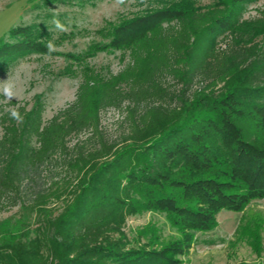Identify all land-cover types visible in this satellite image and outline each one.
<instances>
[{
	"label": "trees",
	"instance_id": "trees-1",
	"mask_svg": "<svg viewBox=\"0 0 264 264\" xmlns=\"http://www.w3.org/2000/svg\"><path fill=\"white\" fill-rule=\"evenodd\" d=\"M258 1L151 0L119 16L96 50L128 52L127 65L83 75L47 122L40 98L0 93V264H180L220 210L264 199V12L240 16ZM46 29L12 28L0 67L41 50ZM147 212L172 235L152 222L128 235Z\"/></svg>",
	"mask_w": 264,
	"mask_h": 264
},
{
	"label": "rangeland",
	"instance_id": "rangeland-1",
	"mask_svg": "<svg viewBox=\"0 0 264 264\" xmlns=\"http://www.w3.org/2000/svg\"><path fill=\"white\" fill-rule=\"evenodd\" d=\"M211 0H197L206 5ZM151 0H92L56 3L51 0H0V39L18 25L42 23L49 33L41 50L20 56L0 67V93L5 101L30 108L35 98L44 103L43 120L48 121L76 97L83 75L108 77L122 70L129 53L108 48L96 50L105 42L102 31L119 16L131 17L144 10ZM264 12V0L244 6L241 18H254ZM100 49V48H99ZM173 86L172 80L169 81ZM11 107L5 106V110ZM120 113L108 109L101 114L104 127H116ZM16 208L1 218L16 216ZM216 227L197 233L196 241L180 264H264V199L251 201L242 211L220 210ZM152 222L161 227L164 239L172 235L162 215L143 213L129 216L125 231H136ZM174 235V234H173Z\"/></svg>",
	"mask_w": 264,
	"mask_h": 264
},
{
	"label": "clouds",
	"instance_id": "clouds-1",
	"mask_svg": "<svg viewBox=\"0 0 264 264\" xmlns=\"http://www.w3.org/2000/svg\"><path fill=\"white\" fill-rule=\"evenodd\" d=\"M12 117L17 120H22V117L18 113H12Z\"/></svg>",
	"mask_w": 264,
	"mask_h": 264
}]
</instances>
